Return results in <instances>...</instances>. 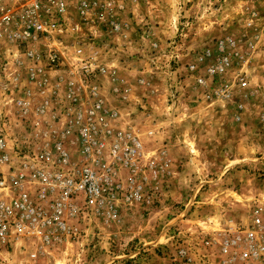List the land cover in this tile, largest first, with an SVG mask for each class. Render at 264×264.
Listing matches in <instances>:
<instances>
[{"label": "built area", "instance_id": "obj_1", "mask_svg": "<svg viewBox=\"0 0 264 264\" xmlns=\"http://www.w3.org/2000/svg\"><path fill=\"white\" fill-rule=\"evenodd\" d=\"M71 2L0 0V47L12 46L13 52L8 47L4 50L29 62L25 76L20 60L11 72L0 50V79L13 74L14 88L21 92L13 96L6 88L9 80L3 83L7 102L21 120L32 108L41 116L59 111L50 123L37 119L34 125L46 128L20 141L9 133L8 115L0 110V243L9 245V235L30 240L36 246L31 258L54 244L79 239L80 223L91 217L120 221L121 203L150 204L159 190L157 181L170 174L164 149L145 153L132 128L116 127L117 112L100 95L99 76L105 68L89 58L72 64L62 61L52 40L60 39L66 30ZM74 4L77 14L84 17L97 0ZM99 16L105 28L120 31L116 18ZM245 45L239 38L226 36L196 53L186 64L193 86L208 99L244 89L248 77L238 60L246 53ZM81 51L76 49V53ZM43 70L65 72V83L52 92L55 107L45 108L46 102L32 107L31 90L18 83L27 79L44 87ZM230 72L232 81L227 80ZM167 87L171 106L175 97L169 81ZM182 236L169 264H264V203L253 204L248 222L230 224L217 235Z\"/></svg>", "mask_w": 264, "mask_h": 264}, {"label": "rangeland", "instance_id": "obj_2", "mask_svg": "<svg viewBox=\"0 0 264 264\" xmlns=\"http://www.w3.org/2000/svg\"><path fill=\"white\" fill-rule=\"evenodd\" d=\"M129 1L143 9L152 8L154 24L176 25L174 35L165 44L153 47L151 52L155 56L148 60L145 57L138 63L159 93L153 104L154 123H158L153 125L147 119L149 110L144 97L142 105H138L143 115H137L134 128L130 127L142 140L145 153L166 151L170 174L159 178V190L150 204L119 205L122 223L91 217L80 223L83 232L79 239L54 244L34 260L18 250L3 253L0 264L7 261L8 264H95L93 253L113 256L118 251L127 255L137 251L136 255L121 259V263L133 264L135 260L136 264H142L150 247L158 249V255L169 261L184 238L182 235L186 238L217 235L227 224L248 222L253 204L264 201V155L250 149V157H243L257 139L242 126L231 127L239 118L241 125H252L258 118L264 119V112L243 109L240 100L246 96L239 89L220 98L227 100L221 105L197 104L202 94L186 71V64L194 60L196 53L207 45L211 47L228 33L234 37L248 27L263 28L264 0ZM121 2L127 3V0H107L106 7L108 10L123 7ZM75 6L72 1L69 9ZM142 49L147 52L146 48ZM152 68L156 69L154 75L147 73ZM227 80H233L232 72ZM168 81L175 97L169 106L175 117L179 115L171 124L161 120L164 117L162 91L168 88ZM188 227L197 228V232H190ZM164 233L169 236L166 244H163ZM152 239L162 242L149 243Z\"/></svg>", "mask_w": 264, "mask_h": 264}, {"label": "crops", "instance_id": "obj_3", "mask_svg": "<svg viewBox=\"0 0 264 264\" xmlns=\"http://www.w3.org/2000/svg\"><path fill=\"white\" fill-rule=\"evenodd\" d=\"M72 1L74 4L77 0ZM134 1L136 0H133V2ZM129 2V0H127V3L121 2L122 4H120V6L123 7L108 10L106 7L107 0H97V4L90 10L89 14L84 17L79 16L75 8L69 9L66 15V30L60 39L52 40L53 45L60 52L64 63L72 64L78 59L89 58L95 65H100L105 68V73L99 76V82L101 83L100 95L105 102L104 104L107 105L109 109H113L117 112L118 123L116 127L118 128L133 127L135 125L137 115H143V113L138 110V105H142V99L144 97L149 110V112L146 113L147 119L153 125L158 123H154L156 116L154 114L153 104L159 93L155 91L152 83H150L146 78L147 76L144 75L145 70L140 69L138 63L144 60L145 57L148 60L151 56H155V54L151 52V50L155 49L153 47L165 44V42L174 35L176 30V25L161 27L160 25L154 24L151 20V14H155V12L152 8L145 7V9H143L139 6L131 5L132 3L129 4ZM106 8L107 11H105ZM99 15L102 17L108 15L114 16L121 24L120 31L112 32L105 28L101 24L102 20ZM262 27L263 28L259 26L248 27L242 30V32H239L237 36H234L235 38L238 37L242 44H246L244 47L246 53L241 60H238L240 67L247 73L248 77V85L244 89L239 90L246 96V99L240 100V103L242 107L244 106L243 109L251 108L250 110H256L258 113L264 112V98L259 97L264 95V25H262ZM226 36L232 37V34L228 33ZM7 47L10 48L12 52L14 51L12 46L9 45H1L0 50H3L1 57H6L8 59L10 65L9 70L12 72L16 69V62L20 60L23 69L22 73L25 76V70L29 62L22 56L15 57L13 53H8V51L4 50ZM206 47H209V45ZM77 48H80L82 51L76 53ZM142 48H146L147 52ZM140 55L144 57L141 58ZM155 70L156 69L153 68L147 69V73L154 75L156 74ZM42 73V77H45L46 80L43 84L44 87L38 88L34 82L21 78V81L18 82L19 86H26L31 90L30 99L32 107L41 106L44 102L47 103L45 108L55 107L57 100L55 101L53 99L54 95L52 92L56 85L61 87L65 83V72L62 70H43ZM12 75L13 74H7L0 79L2 82V84H0V110L8 115L10 124L9 133L22 141L25 138L40 133V131L46 128L45 124L34 125L37 119L38 121L45 119L47 123H50L52 121V116L57 115L59 111L56 109L53 114L48 113L45 116H41L35 114L32 108L25 119L21 120L15 112L16 109L12 104L7 102L8 96L2 86L3 83L9 82L6 88L10 90L11 95L20 96L19 94L21 92L14 88V82L11 78ZM39 77H41V75ZM166 93L167 89L164 87L162 91V98H164V117H162L161 120H163V123L166 122L171 124V121H176L179 115L175 117L171 111L172 107L166 102ZM209 100L210 102H208ZM226 101V99L220 100V98L208 99L202 94L197 104L213 106L221 105V103H226ZM180 120L182 119L180 118ZM240 120L239 118L232 122L231 127L237 128L242 126L245 131L249 130L248 132L253 133V137L257 139L255 140L256 142L253 141L254 143L251 147H248L243 157H250V149L264 155V119L258 118V121L252 125H241L240 123L242 122ZM157 121H159V119H157ZM253 128L255 129L254 131ZM247 145H249V143ZM119 222L122 223V220ZM182 222H184V220H182ZM188 229L190 232H197V228L195 227H188ZM164 236L166 240L165 242L163 240V244H166L169 236L166 233H164ZM8 241L9 245L0 243V255H3V253L11 254L14 250H18L26 254L30 260H34L36 258H41L42 255L47 252L46 250H39L36 257L31 258L30 253L35 252L36 249L32 241L24 238H16L13 235H9ZM152 242L157 245L162 241L160 242L152 239L149 243ZM157 251L159 250L154 247L148 248V252L142 264H169L168 259L165 257L162 258L158 255ZM48 252L50 253L51 250H48ZM114 254L113 256H109L105 252H95L93 253L94 263L124 264L121 263L120 260H126L130 255H136L137 251L130 255L119 251L114 252ZM132 263L136 264V261L134 260Z\"/></svg>", "mask_w": 264, "mask_h": 264}]
</instances>
